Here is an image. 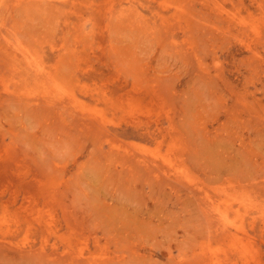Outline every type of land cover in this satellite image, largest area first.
Here are the masks:
<instances>
[{"label": "rangeland", "instance_id": "1", "mask_svg": "<svg viewBox=\"0 0 264 264\" xmlns=\"http://www.w3.org/2000/svg\"><path fill=\"white\" fill-rule=\"evenodd\" d=\"M0 264H264V0H0Z\"/></svg>", "mask_w": 264, "mask_h": 264}]
</instances>
